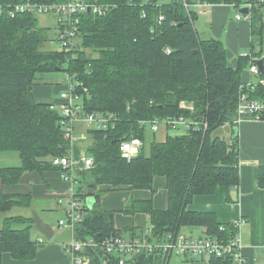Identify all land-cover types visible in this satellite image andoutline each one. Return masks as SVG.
Instances as JSON below:
<instances>
[{
    "label": "trees",
    "instance_id": "obj_1",
    "mask_svg": "<svg viewBox=\"0 0 264 264\" xmlns=\"http://www.w3.org/2000/svg\"><path fill=\"white\" fill-rule=\"evenodd\" d=\"M22 1L0 0V6L7 9ZM43 1L54 4L67 0ZM90 1L111 7L106 14L78 15L76 46L70 52L61 46L45 48L51 39L47 29L38 26L37 14L0 13V152H18L21 158V165L0 167V179L11 186L19 184L27 171L43 174L58 168L61 172L52 162L57 156L69 154V142L60 125L59 106L52 109V104L58 105L55 101H38L34 89L43 75L64 70V81L54 87L57 96L66 90L70 81L67 76L75 74V80L88 89L79 91L85 93L88 111L121 116L118 128L91 132L92 142L87 148L96 164L79 175V183L73 187L75 196L85 200L88 192H94L95 202L92 207L84 204L85 216L76 228V236L96 240L124 236L125 231L115 226L116 211L102 207L103 195L123 188L154 191V177L164 175L168 180L166 209H155L151 200H134L125 210L133 212L144 206L155 236L180 232L183 225L191 224L205 225L207 234L229 240L235 232L231 223L217 222L212 213L189 211L188 205L196 194H212L218 188L230 198V190L239 183L238 134L231 143L213 138L212 134L226 123L237 126L243 68L252 60L263 59L264 63V5L259 6V0H200L238 8L253 4L249 12L255 38L251 55H241L234 67L223 42L202 39L194 27V12L178 0L168 4H160V0ZM53 14L58 19L61 16ZM57 38L61 44L58 33ZM86 49L92 50V55ZM258 75L261 79L252 95L264 100V72ZM180 116L207 119L208 128L168 134L164 141H153L148 152L143 146L131 159L122 156L119 143L124 136L133 135L145 142L147 127L141 125L142 121ZM259 183L264 187V166ZM103 185L107 188L100 189ZM32 202L31 192L0 191V213L16 206L31 208ZM33 227V216L16 214L4 218L0 228V264H4L6 254L17 260L36 258L39 239L33 237ZM126 231L131 237H140L144 229L132 227ZM91 254L90 264H103L108 258L102 249ZM113 260L112 264H118L117 258ZM140 261L165 264L162 258L148 255L141 256ZM209 262L232 264L230 258L211 257Z\"/></svg>",
    "mask_w": 264,
    "mask_h": 264
},
{
    "label": "crops",
    "instance_id": "obj_2",
    "mask_svg": "<svg viewBox=\"0 0 264 264\" xmlns=\"http://www.w3.org/2000/svg\"><path fill=\"white\" fill-rule=\"evenodd\" d=\"M190 1L196 8H191L190 10L195 14L194 27L198 31L199 36L202 39L216 38L221 40L227 48L230 65L237 67L241 54L251 51L252 43L255 41L251 18L242 14L240 8L234 4L210 3L206 1L204 2L206 5L202 6V1L200 0ZM238 13L242 14L240 18H237ZM253 75H256V73L250 71V64L248 63L243 68L241 81L243 83L253 81ZM34 91L38 101H55L56 104L61 102L60 97L56 98L59 95L58 92L51 85L38 84ZM235 127L238 129L239 183L230 190V198L220 188L212 194H196L189 203L188 210L199 213H212L214 214L213 219L221 224L232 223L237 219H242L240 232L243 253L248 260V264H264V187L259 183L260 169L264 166V121L245 119L237 123V126L226 123L214 131L212 137H220L227 143H231L234 138ZM171 131L166 132V137L168 134H177ZM145 145L144 142V148H146ZM87 146L88 144L79 149L82 150L87 148ZM20 183L19 187H17L18 184L10 186L0 179V191L9 193L31 192L33 194L32 205L34 204L35 207L40 208V215L45 221L51 219V214L54 211L58 210L62 213L58 199L61 194H65L66 190L69 191L70 185L63 179L58 168L45 171L43 174L37 171H27L21 177ZM167 185L166 176L157 175L153 179L154 191L150 188L109 190L102 197V206L104 209L116 211V228L123 231L132 227L148 230L151 229V221L149 213L144 206H139L133 212L125 209L134 200H151V204L155 209H166L168 207ZM101 188L105 189L107 186L103 185ZM20 207L23 206H16L6 213H10ZM29 214L30 209L28 208V213L22 211L19 215L29 217ZM5 217H7V214L0 220V228ZM185 227H189L190 231H185ZM32 230L33 237L39 239V250L36 258L32 260H17L10 254H6L3 260L4 264L72 263L71 255L65 250L66 243L63 239L48 240L45 237L50 241L47 242L43 238V234L41 235L35 227V224ZM193 230L199 231L195 236L207 234L205 225L187 224L181 227V231L185 233L192 234ZM69 231L71 239L72 231L70 229ZM176 264H210V262L201 257L184 256Z\"/></svg>",
    "mask_w": 264,
    "mask_h": 264
},
{
    "label": "built area",
    "instance_id": "obj_3",
    "mask_svg": "<svg viewBox=\"0 0 264 264\" xmlns=\"http://www.w3.org/2000/svg\"><path fill=\"white\" fill-rule=\"evenodd\" d=\"M130 1L134 2L135 0ZM178 1L182 2L187 9L191 8V4L187 0ZM262 4L264 5V0H259L258 5L261 6ZM201 5L205 6L206 3L202 2ZM247 6L250 9L253 4L249 3ZM110 7L111 5L90 0H67L65 3L54 4H49L43 0H23L7 9L0 6V13L8 12L11 15L21 12L58 13L61 15L58 19L60 21L58 22V34L61 40V48L70 52L76 46L75 36L80 22L78 15L84 12L106 14ZM241 16L238 13L237 18ZM166 51L170 53L171 49L167 48ZM241 55L250 56L251 52L246 51ZM259 60L251 61L250 71L252 73H260ZM75 77V74L67 76L70 81L66 85V90L60 93L61 102L58 105L55 103L51 105L52 109L59 106L60 125L64 128V136L69 142V154L55 157L52 163L61 169L63 179L70 185L68 196L58 199L63 212L58 220V225L68 227L72 231L71 239L65 244V250L71 255V264H90L93 257L91 251L95 252L98 249H102L108 257L103 260V264H112L114 257L117 258L118 264H141L140 257L143 255L160 257L165 261V264H170L173 256L201 257L206 260L211 259V257L230 258L232 264H248L243 253L240 232L242 219H237L231 223L235 232L229 240L209 234L195 236L183 231H169L164 235L155 236L152 228L144 229L140 237L117 235L96 240L93 237L80 239L76 236V228L85 216L84 204L86 202L85 199L75 196L73 185L79 183V175L92 169L96 164L93 155L88 153V148L82 150L79 148L92 142V131H108L118 128L121 123V116L113 112L88 111L84 104L85 93L79 92L83 88V82L75 80ZM256 85L257 83L253 81L241 84L236 108V124L245 119L264 121V100L252 95ZM83 90L88 91L86 87ZM162 124L177 134L189 129L204 128L206 130L208 128L207 119L189 120L184 116L155 117L141 122L142 126H148L154 133L159 130ZM143 146V140L133 135L124 136L119 143L122 156L128 159L138 154ZM221 229L224 230L225 226H221Z\"/></svg>",
    "mask_w": 264,
    "mask_h": 264
},
{
    "label": "rangeland",
    "instance_id": "obj_4",
    "mask_svg": "<svg viewBox=\"0 0 264 264\" xmlns=\"http://www.w3.org/2000/svg\"><path fill=\"white\" fill-rule=\"evenodd\" d=\"M152 0H141V2L143 3H149ZM172 0H160V4H168L170 3ZM191 8L194 9L195 7L193 6V4H191ZM196 9V8H195ZM263 12V19H264V10ZM244 14V13H242ZM241 14V15H242ZM37 19H38V26L47 29L48 31V37L49 40L46 44H45V48L47 49H59L61 44L58 41L57 38V33H58V18L53 14V13H45V14H37ZM197 24V23H196ZM263 49H264V44H263ZM88 54L92 55V50L90 49H86ZM66 68V66H65ZM66 77V71L62 70V71H58V72H54V73H49V74H45L42 76V80H38V84L39 85H51L52 88H54L55 84L57 82H63L64 79ZM253 82H259L261 77L260 75H253ZM56 98H59V96H56ZM168 127L165 126L164 124L160 125L159 130L157 132H152L150 130V128L147 126V131H146V137H145V150L148 152L150 145L153 141H162L165 139L166 137V132ZM173 132V131H171ZM21 164V160L19 157V153L18 152H0V167H4V166H18ZM21 185L18 184L17 187H19ZM79 185H76V188ZM102 189V188H100ZM69 194V191L66 190L65 194H61L59 197H67ZM62 208V205H60ZM103 207V206H102ZM30 209V214L29 216H33V211H36L39 216L42 217V215H40V208L39 207H35V205L33 204ZM22 211H26V213H28V208H24V207H20L17 208V210L15 209L14 211L10 212V213H6L7 215H12V214H21ZM63 213V212H62ZM62 213H60V211H54V213L51 214V219H49V221H46L48 223H50L54 230H55V235L54 237L51 239H63L65 241V243L69 242L70 240V231L68 229V227H60L58 225V220L59 218L62 216ZM6 214L4 213H0V220L2 219L3 216H5ZM43 218V217H42ZM44 220V219H43ZM185 231H190L189 227H185L184 228ZM35 232V231H34ZM33 233V230H32ZM197 233H199V231H194L193 230V235H196ZM41 234V233H40ZM42 235V234H41ZM43 238H45L44 235H42ZM124 236H129V233L127 231L124 232ZM46 239V238H45ZM47 242H50L46 239ZM184 256H173L171 263L170 264H176V262L180 259H183ZM186 262V261H185ZM184 262V263H185Z\"/></svg>",
    "mask_w": 264,
    "mask_h": 264
},
{
    "label": "water",
    "instance_id": "obj_5",
    "mask_svg": "<svg viewBox=\"0 0 264 264\" xmlns=\"http://www.w3.org/2000/svg\"><path fill=\"white\" fill-rule=\"evenodd\" d=\"M240 11L244 14H248L250 12L249 6L247 5L241 6ZM258 64H259L260 71L264 72L263 59H260L258 61ZM57 70H60V68H57ZM234 130H235L234 136H236L238 132L237 127H235ZM94 202H95V193L90 191L88 198H87V204L89 207H92V204ZM33 219H34L35 227L38 229V231L41 234H43L48 240H51L55 235V230L53 226L50 223L43 220V218L39 216V214L36 211H33Z\"/></svg>",
    "mask_w": 264,
    "mask_h": 264
},
{
    "label": "bare ground",
    "instance_id": "obj_6",
    "mask_svg": "<svg viewBox=\"0 0 264 264\" xmlns=\"http://www.w3.org/2000/svg\"><path fill=\"white\" fill-rule=\"evenodd\" d=\"M245 16H249V13L248 14H245ZM250 17V16H249ZM260 69V68H259ZM261 72V71H260ZM87 195H89V192L87 193ZM85 202L87 203V199L85 200Z\"/></svg>",
    "mask_w": 264,
    "mask_h": 264
}]
</instances>
